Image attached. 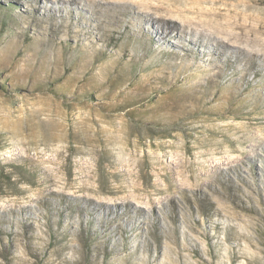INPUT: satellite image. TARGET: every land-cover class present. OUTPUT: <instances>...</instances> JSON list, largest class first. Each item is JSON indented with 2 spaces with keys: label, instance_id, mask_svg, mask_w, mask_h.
Returning <instances> with one entry per match:
<instances>
[{
  "label": "rangeland",
  "instance_id": "1",
  "mask_svg": "<svg viewBox=\"0 0 264 264\" xmlns=\"http://www.w3.org/2000/svg\"><path fill=\"white\" fill-rule=\"evenodd\" d=\"M0 264H264V0H0Z\"/></svg>",
  "mask_w": 264,
  "mask_h": 264
}]
</instances>
